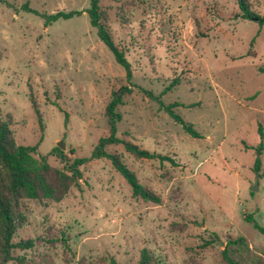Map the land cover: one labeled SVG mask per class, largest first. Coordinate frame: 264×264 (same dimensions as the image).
Segmentation results:
<instances>
[{"label": "rangeland", "instance_id": "rangeland-1", "mask_svg": "<svg viewBox=\"0 0 264 264\" xmlns=\"http://www.w3.org/2000/svg\"><path fill=\"white\" fill-rule=\"evenodd\" d=\"M249 1L264 16V0ZM26 4L40 14H81L45 26ZM89 8L90 0H0V121L18 145L36 146L37 158L62 170L52 151L63 142L69 159L91 157L110 134L112 93L129 87L118 137L176 164L109 146L162 204L133 198L109 160H94L62 202H23L14 241L34 247L12 256L25 264H138L147 250L150 264H225L228 237H244L264 264V234L246 221L252 215L264 227V177L254 172L252 149L264 130V26L239 18L237 0H102L132 66L129 81L91 26ZM147 93L182 105L175 111L202 139ZM261 161L264 171V153ZM215 235L219 241L206 246Z\"/></svg>", "mask_w": 264, "mask_h": 264}, {"label": "trees", "instance_id": "trees-1", "mask_svg": "<svg viewBox=\"0 0 264 264\" xmlns=\"http://www.w3.org/2000/svg\"><path fill=\"white\" fill-rule=\"evenodd\" d=\"M102 0H90V8L86 11L91 26L97 30V36L101 42L113 54L115 61L121 66L129 81L132 78V66L121 50L114 42L110 29L106 23L105 12L101 8ZM239 7V18L245 21L254 22L260 28L264 26V16L257 12L249 0H237ZM22 9L28 13H34L44 19L45 26L58 22L59 20H69L79 16L81 12H57L52 15L40 14L32 10L28 4ZM264 74V67L259 69ZM170 90V89H168ZM132 93L129 87H122L114 91L111 100L106 108V117L110 128V134L99 140L93 154L89 158H74L73 160L61 151L55 148L52 153L55 154L64 165L62 170L52 168L47 162L46 157L37 158V147H28L18 145L14 138L10 123L0 121V264H7L12 261H18L19 264H25L24 258H15L12 256L14 250H29L34 247L33 241L15 242L14 236L22 227L25 220L23 202L25 200H35L45 205L49 203H60L70 193L73 187H78L83 179L82 168L94 160H109L113 168L128 183L131 188L132 196L155 205L162 204L160 195L144 187L138 179L136 173L132 171L118 154L108 152L107 148L113 145H122L125 151L136 159H158L162 162L169 161L172 164L176 162L160 154L151 153L144 150L134 143L118 137V124L122 121V114L119 107L123 104L124 97ZM150 98L157 101L165 112L178 124L182 125L186 133L194 139H202V135L195 129L193 124L187 123L175 109L181 107L179 103L164 105L160 97H155L152 93H147ZM31 103L34 106L35 113L42 123L39 109L33 97ZM261 143L252 148L256 152V161L254 172L261 173V157L264 153V130L259 127ZM246 149H250L244 144ZM74 152V151H72ZM178 166V165H175ZM246 221L251 223L255 230L264 234V227L261 226L252 215L246 217ZM219 241L215 239L204 241L206 246H210ZM225 264H262L260 258H254L250 254L249 245L244 237L232 239L228 237L226 247L222 253ZM151 256L147 250L141 253L138 264H150ZM110 264H118L115 259L110 260Z\"/></svg>", "mask_w": 264, "mask_h": 264}, {"label": "water", "instance_id": "water-1", "mask_svg": "<svg viewBox=\"0 0 264 264\" xmlns=\"http://www.w3.org/2000/svg\"><path fill=\"white\" fill-rule=\"evenodd\" d=\"M58 147L61 149V150H64L65 149V143L61 142L59 143ZM259 178V176L257 177V179ZM252 192H256L258 191V184H257V180H256V183L251 187L250 189Z\"/></svg>", "mask_w": 264, "mask_h": 264}]
</instances>
